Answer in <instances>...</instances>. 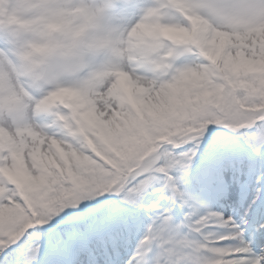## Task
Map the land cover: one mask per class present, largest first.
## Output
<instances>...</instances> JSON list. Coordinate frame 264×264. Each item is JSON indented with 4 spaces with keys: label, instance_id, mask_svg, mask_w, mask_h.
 Segmentation results:
<instances>
[{
    "label": "snow or ice",
    "instance_id": "snow-or-ice-1",
    "mask_svg": "<svg viewBox=\"0 0 264 264\" xmlns=\"http://www.w3.org/2000/svg\"><path fill=\"white\" fill-rule=\"evenodd\" d=\"M0 264H264V0H0Z\"/></svg>",
    "mask_w": 264,
    "mask_h": 264
}]
</instances>
